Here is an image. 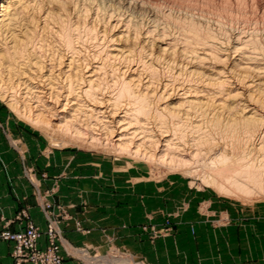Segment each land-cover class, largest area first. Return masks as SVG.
Returning <instances> with one entry per match:
<instances>
[{
  "label": "rangeland",
  "instance_id": "rangeland-1",
  "mask_svg": "<svg viewBox=\"0 0 264 264\" xmlns=\"http://www.w3.org/2000/svg\"><path fill=\"white\" fill-rule=\"evenodd\" d=\"M134 1L71 2L68 9L73 10L77 4L81 17L77 20L74 16H68L70 20L66 17L72 23L66 22L65 29L70 31L71 34L67 33L72 35V44L80 53V59L71 70L68 65L65 68L61 65L59 69L63 68L69 75H76L73 81H78L86 61L97 64L92 58L99 52L101 58L110 54L106 61L110 70L123 68V71L129 64L135 67L138 62L146 65V69L141 71V82L136 73L132 74L130 70L121 73L118 70L115 75L112 74L114 76L110 72L102 76L99 83L103 86L113 84V88H118L122 79L135 77L130 81L131 87L135 93L143 94L150 100L155 123H163L165 129L176 132L175 142L198 143L186 152L177 153L188 159L190 164L183 166L177 161L157 162L142 156L137 159V156L117 154L110 147L98 145L97 141L106 142L104 136L108 140L113 137L115 141V135H104L105 131L102 133L103 128H100L101 124H108L113 118H102L86 111L85 107L77 110L79 106L75 105L73 109L67 107L63 112L66 100L59 99L60 102L55 105V99L49 98V95L31 92L29 86L35 81L32 72L39 71V65L29 66L24 63L25 58L20 59V55L25 57L24 48L19 44L13 45L15 37L11 36L14 31L20 34V30H17L18 27H7L0 34L3 35L0 36V40L3 38L0 41V118L4 116L9 119L11 130H6L8 139L2 140V148L10 149L11 153L22 157V162H18L15 168L23 170L25 178L32 183L37 182L35 168L39 166V203L47 218V244L40 245L44 232L30 219L26 208H22L9 221L0 234L4 230L17 232L10 229V222L26 219V226L22 230L30 222L35 225L39 231V250L49 257L58 256L61 264L66 262L63 248L70 257L83 264H123L119 262L120 259L127 260V264L129 261L131 264L132 261L133 264H264V182H249L251 187L247 185L249 189L246 188L248 193L245 192V195L225 194L219 191L215 183H228L224 175H230L231 171L225 169L223 174L219 173L226 167L212 161L222 150L230 154V161L241 155L252 159L251 162L255 161L256 165L260 158L264 160V133L261 134L264 132L261 124L264 119V0H137V6ZM96 6L99 8L98 13L95 11ZM60 7V4H55L54 11L62 12ZM37 16L40 18V14H35L38 19ZM127 16L132 17L129 27L115 24L119 17ZM21 20L26 23L29 21V25L35 21L29 14H23ZM41 21L40 18L39 28L44 25ZM111 24H115V27L112 28ZM31 25L34 27V23ZM88 26L91 31L87 30ZM75 29L82 32V41L76 38L77 35L73 37ZM189 31L192 35L200 31L194 35L212 41L217 39L224 43L223 49L230 50L220 51L221 57L216 54L217 58L210 59L201 49L186 51L180 45L169 48V42L179 44L180 40L182 42L189 36ZM43 35L44 49L39 51L38 47L40 56L34 61L44 59L50 64L53 55L62 54L65 36H54L49 31ZM244 35H251L253 47L259 53L257 68L253 71L245 69V64L238 60L239 55L233 52L236 39ZM97 37L103 41L97 42ZM3 44L7 47L4 48ZM16 45L20 47H14ZM104 46L107 47L104 49ZM69 60H66V64H69ZM13 65L16 66L15 70ZM41 73L50 75L48 70H42ZM57 73L58 70H55L54 77L61 78L62 74L56 77ZM218 84L223 85L222 88ZM190 88L201 89L204 96L203 93L199 98L193 97V94L186 98L180 96L182 89ZM35 94H40L39 100L43 105L34 102L32 97ZM159 97L161 99H157ZM125 99L127 97L120 98V102ZM36 105L40 106L34 107ZM167 105L169 108L166 109ZM44 106H48V112ZM253 106L257 109L256 113L255 109L251 110ZM157 108L164 111H161L162 115H154ZM75 109L77 112L82 110L81 115L76 112L80 115L76 120L70 117V113L76 115ZM64 114H69L67 119H64ZM85 115L90 119H85ZM31 118H37L39 122L43 118L48 121L37 126L31 123ZM79 118H83V121ZM68 119L73 121L69 120L67 125H76L66 127ZM43 125H48L47 129ZM75 126L85 136L80 133L77 137ZM249 133H252V137ZM91 136L99 140L96 139L95 144L90 143ZM37 158L39 165L37 162L35 167L30 165V160L36 161ZM0 162L3 169L8 168L4 159H0ZM213 178L214 184L211 182ZM65 225L77 233L78 244L65 240ZM99 244L104 247H98ZM13 251L14 248L12 258L13 264H16Z\"/></svg>",
  "mask_w": 264,
  "mask_h": 264
},
{
  "label": "bare ground",
  "instance_id": "bare-ground-1",
  "mask_svg": "<svg viewBox=\"0 0 264 264\" xmlns=\"http://www.w3.org/2000/svg\"><path fill=\"white\" fill-rule=\"evenodd\" d=\"M134 1V0H132ZM137 1V0H136ZM134 1V4L136 3V6L139 4L138 1L136 2ZM141 1V0H140ZM221 1V0H220ZM59 2V3H58ZM71 2L74 3V0H0V34L3 30H5V28H15V27H18L17 30L19 29L20 30V34H15V31H14V34L12 33L11 36L13 35L15 37L14 39V44H19L21 45L23 48H24V53H25V57L23 55H20V59L23 57L25 58V64L29 65V66H33V67H36L38 66V70L37 71H33L32 74H35V76L33 77L35 79V81L30 80L32 81V85L31 87L29 86V90H33V92H37V93H45L47 95H49V98H54L56 103H53L55 105H57V102H60V100H66V102H64L65 104L63 105V109L62 111H66L65 109L67 107L69 108H72L75 106H79L77 110L79 109H83L85 107V110L86 111H91V113H95L99 116H102V118H105V117H112L113 120L110 121V123L106 124H101L100 125V128H103L102 129V133H103V130L105 131L104 132V135H115L116 139L115 141L112 140V138H110V140H108L109 138L104 136L105 139H106V142L104 141H101V142H96L95 140H99V138H95V136H91L92 139L90 143H93L94 141L96 143H98V145H102L103 147L105 146L106 148L110 147L113 152L116 151L117 154L119 153H122V154H125L126 156L127 155H131V156H137V159H138V156H142L143 157H146L148 159H151L152 161H157V162H164V161H167V162H178L180 165L182 164L183 166H187L190 164L189 160L188 159H185L183 156H181L180 154L178 155L177 153L183 151V152H186V150L189 148V149H192V147L195 145H198V143L196 142V144L194 143V145L192 146L191 144L187 143V141L184 143V142H175V139H177V137L175 138V133H172L171 131L173 130H169L168 129H165V126L163 123H160L162 124L163 126H160L157 125L155 123V121L153 120V116L151 115L152 114V107L153 105H151L149 102L150 100L147 99L144 97V95L140 94L138 95V93H135L133 91L134 88L131 87V82L130 81H133V79L135 77H132L130 80L128 79H122L119 83V87L118 88H113V84L112 85H101L99 83V81L101 80L102 76L105 77V75L107 76V74H109V72L112 74H116L117 71H122L123 68L121 69H118V68H111L112 70H110L107 66H106V61H107V58L110 57V54L107 53L106 57L105 58H101L99 57V55L101 54V52H99L98 54L95 53L94 57L95 58H92V59H95L94 62L97 63V64H93L91 61H86L85 63V66L82 70H80L82 72V74L80 75V79L78 81H73V75H70L67 74L66 70H63L62 69H59L61 67V65H64V68L66 65H68L67 67L71 70L72 67L74 66V64H76L78 62V60L80 59L79 58V54H78V50L74 47V43L72 44V38L70 35V31L67 30L70 34L67 33L66 29H65V23L66 22H70L68 21V19L66 20V17H77L75 20H77L79 18V16L81 15H78V7H77V4L74 5V9L73 10H69L68 9V6L71 4ZM93 2V1H92ZM143 2V0H142ZM140 2V3H142ZM77 3V2H76ZM88 3V2H87ZM131 3V2H130ZM194 3V2H193ZM55 4H60V8L62 10V12H56V10L54 11V7H55ZM75 4V3H74ZM182 4V3H181ZM142 5V4H140ZM188 6V5H187ZM59 7V6H58ZM97 7V6H96ZM142 7V6H141ZM89 8V7H88ZM60 10V11H61ZM86 10V9H85ZM88 10V9H87ZM65 11V12H64ZM95 11L98 13L99 12V8L97 7L95 9ZM148 11V10H147ZM112 13V12H111ZM114 13V12H113ZM23 14H29L32 19H34L35 21L32 23H34V27H32V23L29 25V21L26 23L25 21H20V19L22 18ZM34 14V15H33ZM35 14H40V18H41V22L42 24L44 23L43 26H41V28H39V16L38 19L35 17ZM25 16V15H24ZM112 16V14H111ZM110 16V17H111ZM27 17V15H26ZM68 17V18H69ZM81 17V16H80ZM122 17V16H121ZM119 17L118 18V21H116L117 25H122L123 27H129L131 25V18L132 17H124V18H121ZM143 17V16H142ZM28 18V17H27ZM26 18V19H27ZM25 19V20H26ZM80 19V18H79ZM70 20V18H69ZM79 21V20H78ZM77 21V22H78ZM186 21V20H185ZM163 22V21H162ZM19 23V24H18ZM25 23V24H23ZM72 22H70V25H71ZM79 23V22H78ZM108 23V22H107ZM18 24V25H17ZM115 24L112 25L111 24V27L114 28L115 27ZM24 25V26H23ZM26 25V26H25ZM69 25V26H70ZM208 25V24H207ZM32 27V28H31ZM57 27V28H55ZM67 27V26H66ZM71 28V26L69 27ZM77 28V26H76ZM16 29V28H15ZM79 29V27H78ZM77 29V30H78ZM91 28L88 26L87 30L88 31H91L90 30ZM14 29H12L13 31ZM18 30V31H19ZM71 30V29H70ZM75 29L73 34V37H75L76 35V38L78 39H81L82 38V32H80L78 30ZM104 30V29H103ZM6 31V30H5ZM8 31V30H7ZM11 31V32H12ZM49 31L51 34H53L54 36L56 35H61L60 37H64L65 38V47L64 49L62 50V54L60 55H53V57L49 60L51 61L50 64H47L46 61L44 59H39L41 61L38 62L37 61H34L35 59H37L36 57H39L40 56V49H44L42 47L43 43V34L45 32ZM72 31V30H71ZM17 32V31H16ZM190 32V33H189ZM188 34L189 36L188 37H185L182 42L180 40L179 44H177L178 42H169L168 45L170 46L169 48L173 47V46H177V45H180L184 50H188V49H192L193 51H197L198 49H201V51H203V53H205L210 59H213V58H217L215 55L220 53V51H228L230 49H223V44L224 43H220L218 42V40L216 39V41H212V40H209V39H205V38H201L202 36H196L197 33H199L198 31L195 33L194 31V34L196 35H192L191 31H189ZM6 32H4L5 34ZM129 33V31H128ZM149 33V31H147V34ZM47 34V33H46ZM138 34V33H137ZM165 34V33H164ZM191 34V35H190ZM185 35V34H183ZM202 35V34H201ZM0 36H3V35H0ZM12 36V38H14ZM21 36V37H20ZM57 36V37H59ZM98 36V34H97ZM94 37V36H93ZM96 37V36H95ZM94 37V38H95ZM100 37V36H99ZM112 37V36H111ZM204 37V36H203ZM218 37V36H217ZM1 38V37H0ZM7 38V37H6ZM5 38V39H6ZM9 38V37H8ZM75 38V39H76ZM85 37L83 36V39ZM93 38V40H95ZM208 38V36H207ZM3 39V38H2ZM0 40V41H3V40ZM63 39V38H62ZM74 39V38H73ZM77 39V40H78ZM98 39L97 42L99 41L100 43L103 41L102 38H96ZM101 39V41H100ZM7 40V39H6ZM64 40V39H63ZM86 40V39H85ZM127 40V39H126ZM137 40V39H135ZM45 41V40H44ZM74 41V40H73ZM76 41V40H75ZM79 41V40H78ZM82 41V39H81ZM96 41V40H95ZM133 41V40H132ZM172 41V40H171ZM80 42V41H79ZM6 43V42H5ZM4 43V44H5ZM85 43V41H84ZM112 43V42H111ZM236 44H234L233 46V52H236L238 55H239V62L245 64L243 67H245V69L248 70V68L250 70L253 71L254 68H257V60L259 59L258 57V52L255 50V47H253V39L251 37V35H244L242 37H238L236 39ZM3 44V45H4ZM7 44V43H6ZM12 44V43H11ZM99 44V43H98ZM19 45H16L14 47H17ZM62 45L64 46V42H62ZM97 45V44H96ZM258 45V44H257ZM2 46V44L0 45ZM10 45H8L9 47ZM98 46V45H97ZM100 46V44H99ZM255 46V45H254ZM7 46L4 45V48H6ZM20 47V46H19ZM21 47V49L23 50V48ZM39 47V49H38ZM107 46H104V49L106 48ZM180 47V48H181ZM12 48V47H11ZM96 48V47H95ZM164 48V47H163ZM9 49V48H8ZM7 49V51H8ZM18 49V48H16ZM39 51H38V50ZM49 49V48H48ZM131 49V48H130ZM175 49V48H174ZM257 49V48H256ZM4 50V49H3ZM132 50V49H131ZM130 50V51H131ZM6 51V50H5ZM6 51V53H8ZM20 51V49H19ZM18 51V53H19ZM37 51H38V55H37ZM47 51V50H46ZM129 51V52H130ZM200 51V50H199ZM22 52V51H21ZM20 52V54H21ZM174 52V51H173ZM191 52V51H190ZM23 53V52H22ZM23 53V54H24ZM10 54V53H9ZM9 54H8V57H9ZM42 54V52H41ZM113 54V53H112ZM12 55V54H11ZM19 55V54H18ZM263 55V54H262ZM14 55H13V60H14ZM221 57V56H220ZM17 58V56H16ZM23 58L21 60H23ZM42 58V57H41ZM9 59V58H7ZM19 59V60H20ZM69 60V64L67 63L66 64V60ZM97 59V60H96ZM203 59V58H202ZM11 60V59H10ZM18 60V59H17ZM87 60V59H86ZM209 60V59H208ZM215 60V59H214ZM219 60V59H218ZM221 60V59H220ZM77 61V62H76ZM217 61V60H216ZM215 61V62H216ZM1 62V60H0ZM15 62V61H14ZM19 62V61H17ZM117 62V61H116ZM142 62V61H141ZM221 62V61H220ZM11 63V61L9 62ZM16 63V62H15ZM23 63V65H24ZM34 63H36L37 65H35ZM236 63V62H235ZM225 64V63H224ZM20 65V63H19ZM77 65V64H76ZM5 66V65H4ZM10 68L12 67L11 65H9ZM170 66V65H169ZM240 66V67H242ZM16 67V66H15ZM15 67L13 65V70H15ZM25 67V66H23ZM79 67V66H78ZM18 68V67H17ZM32 68V67H31ZM108 68V70H107ZM28 69V68H27ZM68 69V70H69ZM146 69V65H142L140 64L139 62L137 64H135V67H130V64L129 66L126 67V70H123L121 73H124L127 71H131L132 74H137L136 76H138V81L141 82V75H142V72L141 71H144ZM243 69V68H242ZM8 70V69H7ZM12 70V69H10ZM19 70V69H17ZM22 70V69H21ZM26 70V69H24ZM42 70H48L50 71V75H45L44 73L42 74ZM55 70H58L59 73L56 74V77L57 75H61L64 77L61 76V78L57 77L55 78V74H53L55 72ZM76 70V69H75ZM77 70V72L79 71ZM1 71V70H0ZM74 71V70H73ZM193 71V69H192ZM246 71V70H245ZM36 72V73H35ZM39 72V73H38ZM57 72V71H56ZM246 72H249V71H246ZM25 73V71H24ZM76 73V71H75ZM256 73V72H255ZM21 74V73H20ZM67 74V75H65ZM258 74V73H257ZM23 75V74H22ZM112 75V76H114ZM127 75V74H126ZM122 76V75H121ZM133 76V75H132ZM77 77H78V74H77ZM147 77V76H146ZM145 77V78H146ZM32 78V79H33ZM245 79V78H244ZM29 80V81H30ZM76 80V79H75ZM119 80V79H118ZM175 80V79H174ZM226 80V79H225ZM104 81V79H103ZM101 81V82H103ZM148 81V80H147ZM205 81V80H204ZM208 81V80H207ZM115 82V81H114ZM119 82V81H118ZM135 82V81H134ZM199 82V81H198ZM225 82V81H224ZM228 82V81H226ZM26 83V82H25ZM104 83V82H103ZM113 83V82H112ZM188 83V82H187ZM107 84V83H106ZM116 84V83H115ZM208 84V83H207ZM221 84V83H220ZM224 84V83H223ZM29 85V84H28ZM165 85V84H164ZM219 85V84H218ZM117 86V85H116ZM133 86V85H132ZM167 86V84H166ZM165 86V87H166ZM223 85H219V88H222ZM28 88V86H26ZM115 87V86H114ZM146 87V86H145ZM164 87V88H165ZM227 87V86H225ZM147 88V87H146ZM145 88V90H146ZM185 88V87H184ZM224 88V87H223ZM219 90V89H218ZM221 90V89H220ZM183 91V92H182ZM182 93L180 96L184 95V98L188 97V96H191L193 94V97H196V98H199L202 93L204 96V91H202L201 89L198 90L197 88H194V89H182ZM209 91V90H208ZM223 91V89H222ZM32 92V91H31ZM143 92V91H142ZM171 92V91H170ZM219 92V91H218ZM33 93V94H34ZM41 93V94H42ZM141 93V92H140ZM213 93V92H212ZM223 94V92H221ZM152 94V93H151ZM210 94V93H209ZM32 95V94H31ZM39 95L38 94L36 96H33L32 99L34 98V102L36 103H40L41 101L39 100ZM146 95V94H145ZM154 95V94H153ZM215 95V94H214ZM45 96V95H44ZM218 96V95H217ZM122 97H127V100L125 99V101L123 102H120V98ZM148 97V95H147ZM151 97V96H150ZM161 97V96H160ZM157 98V99H161V98ZM215 96H213L214 98ZM42 98V97H41ZM84 98V99H83ZM153 98V97H152ZM151 98V100H152ZM43 99V98H42ZM46 99V98H45ZM52 99H49V100H52ZM154 99V98H153ZM48 100V101H49ZM124 100V99H123ZM190 100V99H189ZM188 100V102H190ZM47 101V102H48ZM154 101V100H153ZM152 101V103H153ZM192 101V100H191ZM197 101V99H196ZM33 102V103H34ZM182 102V101H181ZM202 102V101H201ZM43 103V102H42ZM49 103V102H48ZM184 103V102H183ZM186 103V102H185ZM195 103V102H194ZM254 103V102H253ZM41 104V103H40ZM52 104V103H51ZM192 104V103H191ZM246 104V103H245ZM35 105V104H34ZM43 105V104H41ZM44 105H45V102H44ZM48 105V104H47ZM50 105V104H49ZM59 105V104H58ZM151 105V106H150ZM187 105V104H186ZM190 105V104H189ZM199 105V104H198ZM37 106H40V105H36L34 107H37ZM91 106V107H90ZM93 106V107H92ZM178 106V105H177ZM241 106V105H240ZM249 106V105H248ZM46 107V106H44ZM61 107V106H60ZM166 109L168 107L165 106ZM254 107V106H253ZM48 106L46 107V109L44 110H47ZM49 108H52L51 106ZM57 108V107H56ZM68 108V109H69ZM77 108V107H76ZM161 108H163L161 106ZM160 108V109H161ZM169 108V107H168ZM31 109V108H30ZM71 109V110H72ZM159 108L156 109V112L154 113V115H160L162 112V110H160ZM165 109V110H166ZM213 109V108H212ZM254 110V113H256L255 111H257L256 107L254 108H251V110ZM77 110H73L74 113L76 115H73V113H70L72 114V116L70 117H74V120H76L75 118H78L80 117V115L82 114V110L81 112H77ZM155 110V109H154ZM164 110V108H163ZM181 110V109H180ZM42 111V110H41ZM51 111V110H50ZM53 111V110H52ZM51 111V112H52ZM57 111V110H56ZM162 111V112H161ZM172 111V110H171ZM177 111V110H176ZM44 112V111H43ZM48 112V110H47ZM62 112V113H63ZM72 112V111H71ZM80 114L78 116V114ZM170 112V111H169ZM50 113V112H49ZM61 113V114H62ZM69 113V111H68ZM90 113V114H91ZM42 114V113H41ZM51 114V113H50ZM56 115V112L54 113ZM67 114V113H66ZM86 115H88L87 113H85ZM107 114V115H106ZM32 115V114H31ZM43 115V114H42ZM65 115V114H64ZM69 115V114H68ZM68 115H65L64 116V119H67V116ZM84 115V113H83ZM86 115H85V119L89 120L88 119V116L86 118ZM93 115V114H92ZM162 115V114H161ZM180 115V114H179ZM39 116V115H37ZM53 116V115H52ZM78 116V117H77ZM91 116V115H89ZM96 116V115H95ZM93 116V117H95ZM40 117V116H39ZM39 117H37L39 119ZM92 117V118H93ZM97 119H98V116H96ZM95 117V119H96ZM157 117V116H156ZM32 119L31 118V123L36 124L37 126L41 125V124H44L42 122H44L45 120L48 121L47 119L43 118L44 120H42V122H39L38 119ZM47 118V117H46ZM100 118V117H99ZM159 118V117H158ZM63 119V120H64ZM73 119V118H72ZM72 119H68L66 120V125H67V122ZM79 119H83V118H79ZM154 119H157V118H154ZM81 120H78L77 121H81ZM87 120H86V123H87ZM103 120H106V119H103ZM110 120V119H109ZM45 121V123H47ZM69 121V123H70ZM73 121V120H72ZM76 121V122H77ZM83 121V120H82ZM99 121V119H98ZM159 121V120H158ZM156 120V122H158ZM163 121V120H161ZM263 123L262 126L264 128V119L262 120ZM61 122V121H60ZM100 122V121H99ZM98 122V124H99ZM40 123V124H39ZM63 123V122H62ZM61 123V124H62ZM68 123V124H69ZM72 123V122H71ZM75 123V122H74ZM97 123V122H95ZM94 123V124H95ZM250 123V122H249ZM255 123V122H254ZM82 124V123H80ZM79 124V125H80ZM90 124H91V121H90ZM94 124H92L91 126H93ZM112 124H114V126H112ZM50 125V122L49 124ZM48 125H43L45 128L48 126ZM65 125V124H64ZM76 125V124H74ZM74 125H67L66 127L68 126H71V128L74 126ZM88 125V124H87ZM59 126V125H58ZM95 126V125H94ZM99 126V125H98ZM260 128H261V125H259ZM60 127V126H59ZM58 127V128H59ZM62 127V126H61ZM60 127V128H61ZM64 127V129L66 128ZM86 126H84L85 128ZM90 127V126H88ZM177 127V126H176ZM181 127V126H180ZM254 127V126H253ZM252 127V128H253ZM52 128V126H51ZM78 128V127H77ZM76 126H75V130L77 129ZM92 128V127H91ZM96 128V126H95ZM167 128V127H166ZM246 128V127H245ZM259 128V127H258ZM47 129V128H46ZM69 129V128H67ZM98 129V128H97ZM178 129V128H177ZM247 129V128H246ZM66 130V129H65ZM64 130V131H65ZM72 130V129H70ZM63 131V130H62ZM77 131V130H76ZM101 131V130H100ZM251 131V130H249ZM69 132V130H67V133ZM75 131H73L74 133ZM77 137H78V134L82 133V131L78 129L77 131ZM66 133V132H65ZM66 133V134H67ZM87 133V132H86ZM247 133L248 131H246V137H247ZM253 133H254V130H253ZM264 132H262L261 134H263ZM76 134V133H74ZM83 134V133H82ZM81 134V135H82ZM177 134V133H176ZM179 134V133H178ZM250 136L252 135V133H249ZM256 134V133H255ZM261 134H258L261 135ZM73 135V134H72ZM84 135V134H83ZM264 135V134H263ZM261 135V136H263ZM85 136V135H84ZM102 136V135H101ZM186 136V134H185ZM255 136V135H254ZM257 136V135H256ZM80 137V136H79ZM82 137V136H81ZM103 137V136H102ZM252 137V136H251ZM101 138V137H100ZM182 138V137H181ZM250 138V137H249ZM84 139V138H83ZM104 139V138H103ZM179 139H180V136H179ZM244 139V138H243ZM254 139V138H253ZM86 140V139H85ZM101 140V139H100ZM86 141V142H87ZM259 141V140H258ZM87 142V143H88ZM94 142V144H95ZM194 142V141H193ZM248 142V141H247ZM255 143V142H254ZM97 145V144H96ZM100 145V146H101ZM263 145V144H262ZM261 145V147H262ZM99 146V147H100ZM192 146V147H191ZM153 147V148H152ZM194 148H197V147H194ZM264 148V147H263ZM188 149V150H189ZM187 150V151H188ZM195 151V150H194ZM264 151V150H263ZM182 154V153H181ZM183 155V154H182ZM241 155V154H240ZM245 155V154H244ZM139 157V158H140ZM216 158H212V161H214V163H218V164H222L224 165L226 168H222L219 173L223 174V171L228 170L230 169L231 171V174L230 175H224L226 177V180L228 181V183H219V182H216L215 184L218 186L217 188L219 189V191L225 193V194H235L236 196H241V195H245V192L246 191V188L249 189V182H253V183H260V182H264V160H262V158H260L261 160H259V164H255V161L253 163V161L251 162L252 159L248 160L249 158L246 157V156H239L237 157L236 159H232V161H230V154L227 152V151H223L218 154V156H214ZM260 157V156H259ZM263 157V156H262ZM145 158V159H146ZM255 160V159H254ZM230 161V162H229ZM192 164V163H191ZM212 177V176H211ZM210 177V178H211ZM209 179V178H208ZM217 179V178H216ZM212 179H210L211 181ZM209 181V180H207ZM211 182H215V179L213 178V180ZM226 181V182H227ZM212 184V183H211ZM255 184V185H256ZM263 185V183H261ZM260 184V185H261ZM247 185L249 187H247ZM251 185V183H250ZM253 185V184H252ZM254 186V185H253ZM259 186V185H258ZM260 187V186H259ZM256 187L254 186V189ZM263 188V187H261ZM236 189V190H234ZM238 190V191H237ZM250 191V190H249ZM248 193V192H247ZM88 255V254H87ZM101 256V255H99ZM118 257V256H117ZM115 257V258H117ZM101 258V257H99ZM120 258V257H119ZM97 259V258H96ZM102 260V259H101ZM119 260V259H118ZM129 260V259H128ZM95 261V260H94ZM120 263H123V264H127V260H122L120 259L119 260ZM102 263V262H101ZM113 264V263H112ZM118 264V263H117ZM129 264H131V262L129 261ZM132 264H133V261H132ZM139 264V263H138Z\"/></svg>",
  "mask_w": 264,
  "mask_h": 264
},
{
  "label": "crops",
  "instance_id": "crops-1",
  "mask_svg": "<svg viewBox=\"0 0 264 264\" xmlns=\"http://www.w3.org/2000/svg\"><path fill=\"white\" fill-rule=\"evenodd\" d=\"M0 119L2 121H0V149H3L0 153V159H4V162L8 165L7 169H3L0 162V231L9 221L15 218V215L22 208H26L30 219L44 232L40 238V245L46 246L47 238L45 232L47 229V218L42 205L39 203V168H37L39 166L35 165L36 162L39 165V158L35 159L36 161L30 160V165L36 166L35 174L37 182L32 183L25 178L26 175L23 170L15 168L18 162H22V157L15 152L11 153L10 149L2 148L4 147L2 140L8 139L6 130H11V123L7 117L5 118L3 116ZM26 222V219L10 222V229L14 231L22 230L26 226ZM64 229L66 235L65 240L69 243L72 241L78 244L77 233L74 229L67 225L64 226ZM14 244V241H7L0 238V264H13L12 250ZM98 247L101 248L104 245L99 244ZM62 253L66 258L65 264H83L76 258L70 257L64 248L62 249Z\"/></svg>",
  "mask_w": 264,
  "mask_h": 264
},
{
  "label": "built area",
  "instance_id": "built-area-1",
  "mask_svg": "<svg viewBox=\"0 0 264 264\" xmlns=\"http://www.w3.org/2000/svg\"><path fill=\"white\" fill-rule=\"evenodd\" d=\"M0 237L7 241H14L13 255L16 264L31 262L32 264H61L58 256H46L45 252L39 250L37 244L39 239V231L31 222L22 230L13 232L4 230Z\"/></svg>",
  "mask_w": 264,
  "mask_h": 264
}]
</instances>
